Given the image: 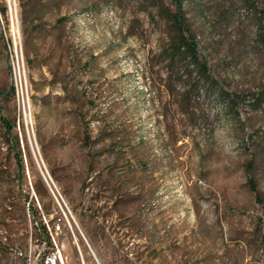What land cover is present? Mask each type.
Masks as SVG:
<instances>
[{"label":"rangeland","instance_id":"rangeland-1","mask_svg":"<svg viewBox=\"0 0 264 264\" xmlns=\"http://www.w3.org/2000/svg\"><path fill=\"white\" fill-rule=\"evenodd\" d=\"M51 260L264 264V0H0V264Z\"/></svg>","mask_w":264,"mask_h":264},{"label":"built area","instance_id":"built-area-1","mask_svg":"<svg viewBox=\"0 0 264 264\" xmlns=\"http://www.w3.org/2000/svg\"><path fill=\"white\" fill-rule=\"evenodd\" d=\"M11 76L13 81V90L15 92L19 107L22 108L25 115L26 100L28 99L27 81L25 76V67L23 56L20 49V54L14 47V54H11ZM49 264H56L55 260H51Z\"/></svg>","mask_w":264,"mask_h":264},{"label":"clouds","instance_id":"clouds-1","mask_svg":"<svg viewBox=\"0 0 264 264\" xmlns=\"http://www.w3.org/2000/svg\"><path fill=\"white\" fill-rule=\"evenodd\" d=\"M216 112L221 114V118L217 122L214 130L217 150L225 156L234 155L238 145L232 135V122L227 117L223 116L222 108L213 109V111L209 113L211 119H215L214 113Z\"/></svg>","mask_w":264,"mask_h":264},{"label":"water","instance_id":"water-1","mask_svg":"<svg viewBox=\"0 0 264 264\" xmlns=\"http://www.w3.org/2000/svg\"><path fill=\"white\" fill-rule=\"evenodd\" d=\"M23 116H24V121H25V127L27 128V124H26V120H25V115L23 114ZM30 147H31V151H32L33 157H34V159H35V162H36V164H37V167H38V169H39V172H40V174H41L43 180L45 181L46 185L48 186V188H49V189L51 190V192H52V189H51V187H50V185H49V183H48V181H47V179H46V177H45V175H44V173H43V171H42V169H41V167H40V165H39V162H38V160H37V158H36V155H35V151L33 150L31 144H30Z\"/></svg>","mask_w":264,"mask_h":264},{"label":"trees","instance_id":"trees-1","mask_svg":"<svg viewBox=\"0 0 264 264\" xmlns=\"http://www.w3.org/2000/svg\"><path fill=\"white\" fill-rule=\"evenodd\" d=\"M178 2H179V0H178ZM3 123H4V125L8 128V130L11 129V126H9L8 123H6L5 121H3ZM17 158H18V159H17V162H18L19 167H22V158H21V156H20V153H19V155L17 156ZM253 188H254V187H253ZM40 227L42 228L43 231H46L44 225H43V226H40Z\"/></svg>","mask_w":264,"mask_h":264},{"label":"bare ground","instance_id":"bare-ground-1","mask_svg":"<svg viewBox=\"0 0 264 264\" xmlns=\"http://www.w3.org/2000/svg\"><path fill=\"white\" fill-rule=\"evenodd\" d=\"M12 2L14 3V0H11V5H12ZM15 3H16V2H15ZM11 9H13V8H11ZM13 22H14V21H13ZM17 35H18V34H17ZM16 42L18 43V38H16ZM16 42H15V44H17ZM27 100H28V99H27ZM27 100H26V102H27ZM26 107H27V104H26L24 110H25V113H26V118H27V120H28ZM55 263H56V261H55Z\"/></svg>","mask_w":264,"mask_h":264}]
</instances>
